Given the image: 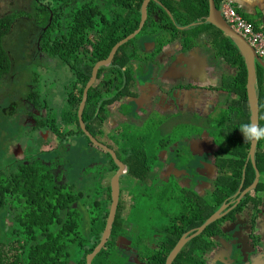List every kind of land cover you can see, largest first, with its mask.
I'll use <instances>...</instances> for the list:
<instances>
[{"label":"trees","instance_id":"1","mask_svg":"<svg viewBox=\"0 0 264 264\" xmlns=\"http://www.w3.org/2000/svg\"><path fill=\"white\" fill-rule=\"evenodd\" d=\"M213 1L218 7L222 0ZM142 2L29 0L26 9L0 14V82L17 70L5 47L16 24L27 20L38 31L29 93L21 107L12 102L0 108L10 115L4 147L0 145V264H87V256L100 243L112 203L110 179L117 166L84 134L77 111L93 66L139 27ZM146 11L139 32L120 45L108 65L99 67L82 112L86 130L126 167L119 179L110 239L92 264H166L178 241L187 233L196 234L225 204V213L185 242L171 264H209L215 243L227 247L237 242V254L245 259V244L251 247L248 254L257 247L254 223L262 216L264 140L255 143L251 160V143L244 142L239 131L241 124L251 121L250 112L241 109L247 102L244 58L229 37L207 22L209 0H150ZM166 48L177 49L170 60ZM197 49L202 53L212 49L207 60L219 59L235 73L223 69L221 83L226 95L233 92L237 99L227 98L220 101L225 108H212L206 116L192 114L182 122L176 120L179 115L169 122L167 117L141 121L139 112L149 100L144 91L157 80L161 64L185 61ZM45 58L54 65L40 70L39 60ZM263 73L255 63L260 126ZM113 120L121 121L119 129L110 127ZM164 123L167 129H162ZM25 131L56 144L41 150ZM202 132L223 139V144L203 156L216 165L217 176L209 179L211 193L207 190L200 198L194 190L201 182L189 166L195 158L189 138ZM18 148L21 158L16 156ZM157 164L162 170L183 172L187 186H180L173 173L166 179L156 174ZM125 195L132 205L133 230L122 225ZM142 199L155 207L148 208L153 214L144 213V219L136 207ZM241 213L249 217L242 226L250 231L235 237ZM139 255L145 262L135 258Z\"/></svg>","mask_w":264,"mask_h":264},{"label":"rangeland","instance_id":"2","mask_svg":"<svg viewBox=\"0 0 264 264\" xmlns=\"http://www.w3.org/2000/svg\"><path fill=\"white\" fill-rule=\"evenodd\" d=\"M28 3L29 0H0V14H4L7 10L12 8L16 10L26 9ZM37 33L38 31L34 28L30 21L22 19L16 24L11 34L5 39V47L9 50V54L13 61V68H17V70L15 69L12 72L7 81L0 82V108L4 103L10 104L12 102L21 107L23 97L29 93V84L33 79V69L30 63L33 61L35 54V38ZM164 53L166 60H170L175 54L170 49L165 50ZM193 60L197 61L198 58L196 57ZM39 61L43 63V65L39 67L40 70H44L43 68L54 65V62L48 60L47 58ZM190 62L193 61L189 59L182 62H175L176 65H170L176 66L175 69L167 66L168 61H164L161 64L160 70L156 75L157 80H154V82L147 87L146 91H144V93L148 95L149 101L139 112L141 121L146 118H151L153 122H156L163 117H167L169 122L171 116L179 115L180 118L176 120H180L182 122L185 120L186 116L192 114L201 116L206 112L211 111L212 108H225V104L220 103V101H224L227 96L229 99L230 95L217 91L213 92V89L211 88L212 86L205 88L207 92L201 91V88L198 90V85L201 87L208 85L199 83L197 80L198 76L192 72L189 74L186 70L183 71V67L184 69L190 68L192 64ZM203 81L204 79L200 80V82ZM175 85H184L182 87L185 88H176L174 87ZM154 112L155 114L150 116ZM9 116L8 112H2L0 109V145L3 147V138L6 136L4 126L7 119H9ZM15 119L19 120L17 116H15ZM120 122V120H113L110 121L109 125L111 128L119 129ZM202 123L199 122L197 124L201 125ZM167 128L168 123H164L162 129ZM25 136L41 150H50L51 146L56 144L55 140L51 141L52 144L48 143V140L50 139H47L46 141L32 132L30 133L25 131ZM189 141L195 151V158L191 161L189 166L196 174H198V180L201 182V184L195 187L196 189L194 191L197 193L198 197L203 198L207 196V190L211 193L213 189V184L209 181V179L213 180L217 176L216 165L211 164L209 161L204 159L203 156L207 152H217L219 147L223 144V139L213 138L208 136L206 132H202L189 138ZM16 156L18 158L22 157L21 148L17 149ZM153 171L164 179H166L169 174L173 173L180 186H187L188 184V181L182 178L183 172L176 173L175 170L171 171L169 167H165L164 170H162L159 164L153 167ZM210 193L208 194L209 197ZM262 200L264 201V198H262ZM136 207L138 210H141L138 215H141L143 219L144 213L149 212L150 214H153V212L149 209L154 210L155 208L150 202L143 199L138 201ZM260 207L263 212L264 202L261 203ZM219 209H221V207ZM131 211L132 205L130 203L129 196L125 195L124 209L122 210L121 217L123 227L128 230L134 229V226L130 221ZM239 217L240 219L238 221L237 231L234 234L235 237L242 236V234H247L250 231V228H244V226H242L244 221H249V217L246 216L245 213H241ZM7 223L8 226L11 225V221L9 219L7 220ZM254 227V234L258 237L256 249L258 248L259 250L255 249L256 251L254 250L248 254L251 247L245 244V259L241 260L239 254H237V247L234 246L237 242L227 247L217 245L214 242V249L210 253L209 264H264V217H259L254 223ZM224 228L227 227L224 226ZM135 258L138 259V261L145 262V259L140 255Z\"/></svg>","mask_w":264,"mask_h":264},{"label":"water","instance_id":"3","mask_svg":"<svg viewBox=\"0 0 264 264\" xmlns=\"http://www.w3.org/2000/svg\"><path fill=\"white\" fill-rule=\"evenodd\" d=\"M150 0H143L142 5H141V18H140V23L139 27L129 36H127L125 39L121 40L118 42L111 50L109 56L101 61H98L92 68L91 72V77L89 81L87 82L83 94H82V99L78 107L77 111V117H78V122L80 124V128L84 132V134L89 138V140L97 147L101 148L102 150L108 152V154L111 156V158L114 160L117 170L115 174L111 177L110 179V198H111V207H110V212L108 216V220L106 223L105 230L102 234V238L100 243L97 245V247L94 249V251L87 256V264H92L94 258L99 254V252L102 250L104 245L108 242L110 239L111 233H112V228L113 224L116 218V209L118 206V201H119V196H120V190H119V179L121 176L125 174L126 167L125 165L116 157V154L114 153L113 150L109 149L107 146H105L103 143L97 141L85 128V125L82 121V112L87 100V92L89 88L94 84L95 79H96V74L100 66L103 65H108L111 61L112 58L117 51V49L125 43L127 40L133 38L139 30L142 28V25L144 21L146 20L147 17V5ZM207 22L213 24L216 26L219 30H221L227 37L230 38V40L233 42V44L236 46L242 57L244 58V62L246 65V70H247V82H246V90H247V103L250 109V119L252 122L257 123V100H256V95H255V63H257L259 66H261L264 70V63L257 58L255 55L253 49L246 43V41L237 33H235L222 19L220 14L218 13V9L215 7L214 1L209 0V13L207 17ZM255 147V142L251 143V148H250V156L251 160H253V151ZM257 177V174H256ZM225 209V208H224ZM223 208L219 209L216 211V213L209 218L203 226H201L199 229L196 230V234H198L207 224L211 223L215 219L219 218V214L222 212ZM188 236V233L185 234L177 243V245L174 247L172 252L170 253L166 264H171L172 260L180 250V248L187 242L191 237L194 235Z\"/></svg>","mask_w":264,"mask_h":264},{"label":"crops","instance_id":"4","mask_svg":"<svg viewBox=\"0 0 264 264\" xmlns=\"http://www.w3.org/2000/svg\"><path fill=\"white\" fill-rule=\"evenodd\" d=\"M223 1L224 0H222L221 3ZM233 1H234L235 9L241 14V16L244 17L247 21L255 24L260 29L259 32H261L264 35V0H233ZM221 3L218 7H216L218 10L220 9ZM167 49L172 50L175 53L174 55L177 54L176 48H174V49L173 48H166L165 50H167ZM211 51H212V49H209V50H205L202 53L200 50L197 49V50L190 52L189 53L190 57L187 60L191 59L193 62H190V63H192L190 68L184 69V67H183V71L186 70L189 74L192 72L193 74L198 76L197 80L199 81V83H203V85H208V86H203V87L198 85V90L201 88V91L207 92V90H205V88L212 86V88H214L213 92L217 91V92L225 93V91H223V89H222V83H221V78H222V73H223L222 70L227 69L226 71L230 75L235 74V73L231 72L229 67L227 65H225L223 63V61L220 62L219 59L217 61L207 60V56L212 55ZM196 57L198 58V60L197 61L193 60ZM172 64H175V62ZM186 65H188V64H186ZM169 67L172 69H175L176 66L173 65V66H169ZM262 76L264 78V73ZM175 79H177V78H175ZM202 79H204V81L200 82V80H202ZM182 86H184V85H182ZM181 88H185V87H181ZM261 92L264 93V85H262V87H261ZM229 95H230L229 98L231 97L232 99H237V97L233 94V92L230 93ZM227 97H225V100H227ZM241 109L243 110V112L249 113V106H248L247 102L241 103ZM263 144H264V142H263ZM261 197L264 198V192L261 193ZM262 202H264V201L262 200ZM221 208H226V204L221 206ZM262 217H264V211L262 212ZM263 253H264V251H263Z\"/></svg>","mask_w":264,"mask_h":264},{"label":"built area","instance_id":"5","mask_svg":"<svg viewBox=\"0 0 264 264\" xmlns=\"http://www.w3.org/2000/svg\"><path fill=\"white\" fill-rule=\"evenodd\" d=\"M218 13L224 22L235 33L240 35L253 49L257 58H259L264 63V35L257 31L251 23L242 18V16L236 11L234 7V1L224 0L221 3ZM222 214H219V216Z\"/></svg>","mask_w":264,"mask_h":264},{"label":"clouds","instance_id":"6","mask_svg":"<svg viewBox=\"0 0 264 264\" xmlns=\"http://www.w3.org/2000/svg\"><path fill=\"white\" fill-rule=\"evenodd\" d=\"M239 131L246 143H257L264 140V126H260L252 121L241 124Z\"/></svg>","mask_w":264,"mask_h":264},{"label":"flooded vegetation","instance_id":"7","mask_svg":"<svg viewBox=\"0 0 264 264\" xmlns=\"http://www.w3.org/2000/svg\"><path fill=\"white\" fill-rule=\"evenodd\" d=\"M147 99H149V98L147 97ZM148 101H149V100H148ZM144 106H145V105H144ZM210 112H211V111H209V112H206L204 115H201V116H206V115H207L208 113H210ZM222 213L224 214V213H225V211L223 210V211H222L220 214H222ZM223 214H222V215H223Z\"/></svg>","mask_w":264,"mask_h":264}]
</instances>
